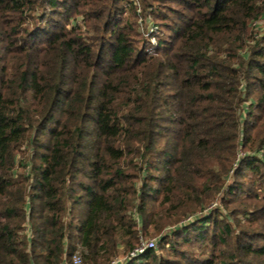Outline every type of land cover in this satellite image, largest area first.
Wrapping results in <instances>:
<instances>
[{
  "label": "trees",
  "instance_id": "obj_1",
  "mask_svg": "<svg viewBox=\"0 0 264 264\" xmlns=\"http://www.w3.org/2000/svg\"><path fill=\"white\" fill-rule=\"evenodd\" d=\"M163 1L0 0V264H264V0Z\"/></svg>",
  "mask_w": 264,
  "mask_h": 264
},
{
  "label": "rangeland",
  "instance_id": "obj_2",
  "mask_svg": "<svg viewBox=\"0 0 264 264\" xmlns=\"http://www.w3.org/2000/svg\"><path fill=\"white\" fill-rule=\"evenodd\" d=\"M133 1H135L136 3H137V5H138V7H141L143 4L140 2V0H133ZM150 3H153V4H156L155 2H152V1H150ZM176 3H177V1H163L162 3H160V5L162 6V5H164V4H167V5H170V6H172V7H174L175 5H176ZM161 10V12H163L164 14H167L170 18H172L173 17V15L170 13H167V10H165L164 9V7H162V9H160ZM139 12V11H138ZM125 16H126V18L127 17H129L130 16V13H128V12H126L125 13ZM174 18V17H173ZM138 20H139V18H138ZM79 21V20H78ZM139 22V21H138ZM155 22H157L156 20H154L152 17H150L149 16V18H148V21H147V25H146V29L148 28L149 30H151V32L149 33V34H154V37H151L150 38V42H149V44L147 45V48H148V50H155V46H156V44H157V40H156V38H155V36L158 34V35H160V27L159 26H157L156 24H155ZM159 23H170L171 22V20L169 21V20H164V19H162V21H158ZM79 24H80V26H81V23L79 22ZM259 25H260V32L262 33V32H264V19H262V20H260L259 21ZM140 30H142V29H140ZM255 31V30H254ZM146 37H147V39L149 40V36H148V34H146L145 35ZM166 38V37H165ZM135 40H136V37H135ZM152 45V46H151ZM155 47V48H154ZM248 104V103H247ZM246 104V105H247ZM173 228L174 227H172V226H170L169 228H167V229H163V230H161L159 233H157V234H155V235H151V236H144L143 237V240H144V242L145 241H147V240H153L155 243H156V240L161 236V234H163V233H167L168 234V240H170V242H172V241H174V236H173ZM163 254H166V252H163ZM121 260H123V259H121Z\"/></svg>",
  "mask_w": 264,
  "mask_h": 264
},
{
  "label": "built area",
  "instance_id": "obj_3",
  "mask_svg": "<svg viewBox=\"0 0 264 264\" xmlns=\"http://www.w3.org/2000/svg\"><path fill=\"white\" fill-rule=\"evenodd\" d=\"M254 23L251 25V27H254ZM151 32V30L149 31ZM155 247V242L153 240H147L145 242H142L140 246L135 250L134 253H131V256H135L136 254L142 253L146 249H151ZM118 262V261H117ZM116 263V262H115ZM72 264H82L81 256L79 253H75L72 257Z\"/></svg>",
  "mask_w": 264,
  "mask_h": 264
}]
</instances>
